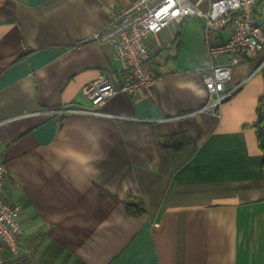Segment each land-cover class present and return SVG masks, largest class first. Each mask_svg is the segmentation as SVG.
Wrapping results in <instances>:
<instances>
[{
    "label": "crops",
    "instance_id": "obj_1",
    "mask_svg": "<svg viewBox=\"0 0 264 264\" xmlns=\"http://www.w3.org/2000/svg\"><path fill=\"white\" fill-rule=\"evenodd\" d=\"M131 1L0 5L4 195L31 249L7 264H264V42L231 66L225 88H239L216 115L175 118L207 99L198 16L149 37L162 76L101 104L114 117L52 114L91 107L82 88L99 75L116 82L112 46L90 37ZM255 14L264 33V0Z\"/></svg>",
    "mask_w": 264,
    "mask_h": 264
},
{
    "label": "built area",
    "instance_id": "obj_2",
    "mask_svg": "<svg viewBox=\"0 0 264 264\" xmlns=\"http://www.w3.org/2000/svg\"><path fill=\"white\" fill-rule=\"evenodd\" d=\"M6 0H0V5ZM203 0H132L113 15L106 29L94 32L90 39L108 42L112 46L111 59L120 65L115 71L116 82L101 74L82 88V93L91 102V107H62L52 111L55 116L63 114H85L110 116L99 109L116 93L133 94L139 89L152 86L162 74L155 65L154 56L148 50L147 41L153 34L161 32L171 22H180L189 17L204 18V35L209 57L208 70L203 74L207 99L199 108L181 113L175 118L195 114L219 113L221 104L239 85L226 89L231 66L239 56L250 58L264 42V33L256 24L255 8L260 0H214L209 1L206 11L199 8ZM229 28L223 41L214 39L220 31ZM227 55L225 64L221 56ZM7 168L0 162V264H7V256L28 258L31 249L24 240L19 216L20 205L8 202L4 195Z\"/></svg>",
    "mask_w": 264,
    "mask_h": 264
},
{
    "label": "trees",
    "instance_id": "obj_3",
    "mask_svg": "<svg viewBox=\"0 0 264 264\" xmlns=\"http://www.w3.org/2000/svg\"><path fill=\"white\" fill-rule=\"evenodd\" d=\"M257 138H258V141H259V146L261 147V138H260V134L257 133ZM144 210L141 208V207H133V206H130L128 207V213L130 215H133V216H138L140 215ZM76 264H82V262L78 259H76Z\"/></svg>",
    "mask_w": 264,
    "mask_h": 264
},
{
    "label": "rangeland",
    "instance_id": "obj_4",
    "mask_svg": "<svg viewBox=\"0 0 264 264\" xmlns=\"http://www.w3.org/2000/svg\"><path fill=\"white\" fill-rule=\"evenodd\" d=\"M23 229V228H22ZM24 230V229H23ZM24 240H25V232H24ZM26 242V241H25ZM27 243V242H26ZM36 262V261H35ZM35 264H37V263H35ZM39 264H41L40 262H39Z\"/></svg>",
    "mask_w": 264,
    "mask_h": 264
}]
</instances>
